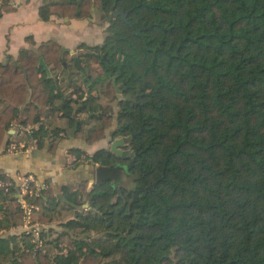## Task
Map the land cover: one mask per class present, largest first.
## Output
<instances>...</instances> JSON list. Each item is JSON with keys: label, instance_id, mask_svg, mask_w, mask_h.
<instances>
[{"label": "trees", "instance_id": "1", "mask_svg": "<svg viewBox=\"0 0 264 264\" xmlns=\"http://www.w3.org/2000/svg\"><path fill=\"white\" fill-rule=\"evenodd\" d=\"M113 5L127 20L112 16L105 56L80 52L82 68L55 38L0 62V149L13 121L36 122L60 101L69 123L94 122L88 143L129 137L125 156L104 146L86 157L127 162L131 185L83 180L89 208L63 225L80 244L56 252L48 227L43 244L10 230L23 210L18 181L0 168L13 181L0 186V264H264V0H56L40 12L84 17ZM15 9L0 0V18ZM90 57L104 72L85 74L90 92L73 97V72L65 86L57 72L74 64L85 73ZM101 95L117 99V114L101 110ZM46 131L42 122L21 138ZM57 196L50 186L26 195L39 206L36 219L81 203L78 191Z\"/></svg>", "mask_w": 264, "mask_h": 264}, {"label": "crops", "instance_id": "2", "mask_svg": "<svg viewBox=\"0 0 264 264\" xmlns=\"http://www.w3.org/2000/svg\"><path fill=\"white\" fill-rule=\"evenodd\" d=\"M54 1L56 0H12L16 9L5 11L0 18V62L16 58L22 48H37L41 42L51 38L57 39L68 47L70 55L72 50L78 49L77 40L92 42L93 36H96L93 32L98 31L90 27L88 16L70 17L57 13L48 14L47 17L42 16L41 8H45L48 2ZM0 103L2 106L3 102ZM55 104L58 105L57 102ZM54 111L56 109L48 110V114L36 122H27L38 126L45 122L47 133L52 131L49 133L51 136L40 134L38 138H31L27 141L21 138L24 135L19 134L15 125L20 118L13 121L9 130L10 134H7L0 149V168L18 182L20 175L31 173L43 183L44 187L50 186L54 195L66 197L67 190L71 191L76 185L80 186L83 180H88L90 183L92 178H89L86 172L90 169L94 174L97 164L89 160L86 161L87 163L82 161L84 164L82 162L76 164L72 159L74 157L76 159V156H79L83 150H91L101 139L91 144L88 143L85 133L83 135L79 133L81 128L78 126V121L76 120L73 124L69 123V118L62 114V110L59 112L60 116L57 115L56 124L53 123V115H56ZM22 133L27 134V132ZM15 138L25 143V147L18 152L8 153L5 150L8 139L10 142ZM54 222L52 220L42 223L52 229ZM60 226L56 225V227Z\"/></svg>", "mask_w": 264, "mask_h": 264}, {"label": "rangeland", "instance_id": "3", "mask_svg": "<svg viewBox=\"0 0 264 264\" xmlns=\"http://www.w3.org/2000/svg\"><path fill=\"white\" fill-rule=\"evenodd\" d=\"M112 16H115L113 14V12L111 10L107 11L106 14H103L102 11H97V8L94 6L93 7V12L91 14V16H88L89 18V24L90 27L93 30H97L98 32H93L96 33V36L94 35L92 38V42H88V41H83V40H77V48L76 50L72 51V54L75 55V57L80 53V52H86V51H92L94 50L95 52H97L100 56H105V51H103L105 49H102L101 45L102 43H106L107 41V35L109 34V30H108V25L109 22L107 21L108 19L110 20L112 18ZM108 18V19H106ZM99 39V40H98ZM99 41V42H98ZM75 42V41H74ZM73 42V43H74ZM98 42V43H96ZM84 44H88V45H100L97 49H89L86 45ZM76 45V44H75ZM103 46V45H102ZM101 47V48H100ZM100 48V49H99ZM71 56V55H70ZM17 57V56H16ZM79 68H76L74 64H71V68L69 69V71H65V72H57L59 74V77L62 80L63 85L65 86V84H68L67 79H64V77H67V74L69 75V73L72 71L73 72V82L74 84H71V86H69L68 88H66V92H71L73 97H77L80 93H84L83 95L86 96L89 92H90V88L88 86L87 80H86V76L85 74H87V76L89 78L92 77H96L100 74H102L104 72V67H103V63L101 61H97L95 59H93V57L88 58V65L85 67V73H81L78 71ZM48 72L50 74H55V70L51 69V67H48ZM56 75V74H55ZM63 78V79H62ZM63 86V87H64ZM95 95L98 94V90H93ZM97 102L99 104H102L103 106H101V110L103 112H107V113H113V114H117L119 111V104L117 99H112L109 100L106 96L101 95ZM58 105L55 108L56 111H54V113L56 114L55 116L53 115L54 119L53 123L56 124V121L58 120L57 115H59V112H61V109L59 108L60 105V101H57ZM56 106V104H55ZM88 113L85 112H81L79 115H77V119L80 120L85 119L87 117ZM60 116V115H59ZM94 122H90V123H83L81 125V129L79 130L80 135H83V133H85V131H87V129L89 127H91L93 125ZM46 131L44 133V136H51L52 133ZM22 135H26V133H19ZM21 135V136H22ZM53 135V134H52ZM38 137V136H37ZM115 139V138H114ZM14 140L18 141L17 138H15ZM113 139H111L110 137H105L102 138L99 142H97L93 148L90 150L86 149L81 151L80 155L76 156V159L74 157V159H72L76 164H80L82 161L86 162L88 161L87 153H89L90 151H95L100 147H104L107 146L109 147L110 144L112 143ZM82 162V163H83ZM87 163V162H86ZM84 164V163H83ZM86 167V166H85ZM87 169V167H86ZM89 176V178H92L90 181V184L94 181L93 179V171L91 172L90 169H88V172H86ZM24 175V174H22ZM131 179L132 176L130 175V173L126 170H121L120 173L118 174V176L112 181L114 185H116L117 187H120L121 185L123 186H130L131 185ZM79 182V180H78ZM89 184V185H90ZM19 188V186L17 187V189ZM69 191V190H67ZM72 193L78 191L79 192V199L81 201L80 204L76 205V203L69 201L66 203V205L64 207H60L59 205H54V210H55V214H56V219L53 220V224L54 226H52V229L49 228L50 233L47 236V238L45 237L44 239L48 240V241H52V245H53V250L54 251H59V252H66L71 248H77L78 245L80 243H76V238L71 237L68 233H67V229L63 226L65 224L66 221H68L70 218L75 217L76 213L79 211H87V209L89 208V199L87 197V191L85 189H82V187H80L79 185H76L75 189L71 190ZM19 190H16V193H18ZM60 195H58L57 197H59ZM38 213V212H37ZM37 213H35V215L37 216ZM36 218V217H35ZM56 225H61L60 227H56ZM13 228H11L10 230L12 231H23V226L21 229V226H12ZM49 227V226H48ZM4 230V229H3ZM4 232V231H3ZM6 232V231H5ZM91 236H95L96 233L94 231L91 232L90 234ZM57 244V245H56ZM51 245V246H52ZM50 247V246H47Z\"/></svg>", "mask_w": 264, "mask_h": 264}, {"label": "built area", "instance_id": "4", "mask_svg": "<svg viewBox=\"0 0 264 264\" xmlns=\"http://www.w3.org/2000/svg\"><path fill=\"white\" fill-rule=\"evenodd\" d=\"M15 125L17 127V131L20 133H30L34 128L38 127V125H32L30 123H17ZM24 147L25 143L13 140L8 143L5 150L8 153H13L20 151ZM7 174L10 175L9 173ZM12 184V179L0 178V186L5 187L6 189H9ZM18 186L19 192L17 193V195L23 210V222L17 226H23V230L33 233V235L37 239H39V244H43L45 240L43 238H40V233L46 228V226L41 221L35 218V213H37L39 206L33 202L28 201L26 195L37 194L40 189L44 187V185L39 179H37L36 176L29 173L19 176Z\"/></svg>", "mask_w": 264, "mask_h": 264}, {"label": "water", "instance_id": "5", "mask_svg": "<svg viewBox=\"0 0 264 264\" xmlns=\"http://www.w3.org/2000/svg\"><path fill=\"white\" fill-rule=\"evenodd\" d=\"M113 14L115 16H117L118 14H121L122 18L124 20H127V12L122 10V9H115L113 11ZM75 61H76V64L80 68H82L81 59H80L79 56L75 57ZM40 62L42 64L46 65L43 56H40ZM117 90H119L118 87H117ZM128 139H129L128 136L117 137V138L113 139V141L110 144L109 148L112 151L116 152L118 155L125 156L128 153V150L127 149H123L121 146ZM124 169H125V167L123 165L117 163V162H113L111 164L98 163V164L95 165V168H94L95 180L96 181H103V180H106V179L114 180L118 176L120 171L124 170ZM229 264H231V263H229Z\"/></svg>", "mask_w": 264, "mask_h": 264}, {"label": "flooded vegetation", "instance_id": "6", "mask_svg": "<svg viewBox=\"0 0 264 264\" xmlns=\"http://www.w3.org/2000/svg\"><path fill=\"white\" fill-rule=\"evenodd\" d=\"M102 5H103V4H102ZM115 9H120V8H116V6L113 5L111 11L113 12ZM122 10H123V9H122ZM97 11H102V10H101L100 7H99V8L97 7ZM124 11H125V10H124ZM126 12H127V11H126ZM102 13H103V12H102ZM119 15L121 16V14H118L117 16H119ZM121 17H122V16H121ZM106 19H108V18H106ZM107 21H110V20L108 19ZM111 34H112V33H111ZM112 35H113V34H112ZM104 47H105V46H102V49H104ZM100 48H101V47H100ZM116 162L119 163V164H121V165H123V166L125 167L124 170H126V172L129 170V167H128L127 162H122V161H120V160H119V161H116ZM111 180H112V179H111ZM112 181H113V180H112ZM234 261H235V260H234ZM234 261H233V262H234Z\"/></svg>", "mask_w": 264, "mask_h": 264}]
</instances>
